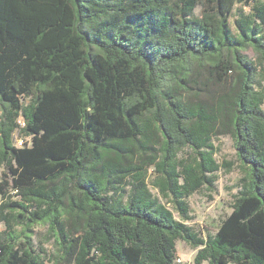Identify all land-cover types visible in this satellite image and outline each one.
<instances>
[{
	"label": "trees",
	"instance_id": "1",
	"mask_svg": "<svg viewBox=\"0 0 264 264\" xmlns=\"http://www.w3.org/2000/svg\"><path fill=\"white\" fill-rule=\"evenodd\" d=\"M220 136L245 176L204 238ZM0 192V264H264V0H0Z\"/></svg>",
	"mask_w": 264,
	"mask_h": 264
},
{
	"label": "rangeland",
	"instance_id": "2",
	"mask_svg": "<svg viewBox=\"0 0 264 264\" xmlns=\"http://www.w3.org/2000/svg\"><path fill=\"white\" fill-rule=\"evenodd\" d=\"M202 5L199 4L195 13L200 15L202 12ZM232 26L234 25V17L231 19ZM251 59H255V53L251 49L246 52ZM15 143L17 146L22 145L21 137L18 133L15 134ZM214 143L217 147L216 159L223 166L217 173V180L214 188H202L186 199L190 206L191 219L186 221V224L191 226L195 231L199 232L202 237L206 238L209 234H214L217 231L222 219L227 216L235 201V196L241 190V179L245 176L241 162L237 158L236 149L233 139L230 136H220L215 138ZM231 165V170L228 171L226 165ZM151 173H153L151 171ZM153 174L150 176L153 178ZM154 196L158 197L160 201L166 203L170 208L171 204L160 193V191L150 186ZM0 192V202H1ZM173 209V208H172ZM177 219L181 216L175 212ZM5 229V224L0 221V231ZM35 242L37 245L44 244L45 248L49 251L54 249L52 242L46 239V228L38 227ZM197 249L192 248L186 242L179 240L177 242V255L182 259L180 264H194V257Z\"/></svg>",
	"mask_w": 264,
	"mask_h": 264
},
{
	"label": "built area",
	"instance_id": "3",
	"mask_svg": "<svg viewBox=\"0 0 264 264\" xmlns=\"http://www.w3.org/2000/svg\"><path fill=\"white\" fill-rule=\"evenodd\" d=\"M177 261H178L179 263H181V262H182V259H181L180 257H178Z\"/></svg>",
	"mask_w": 264,
	"mask_h": 264
}]
</instances>
